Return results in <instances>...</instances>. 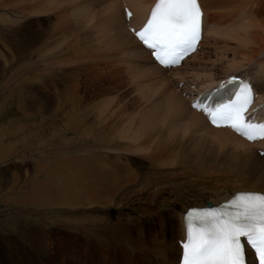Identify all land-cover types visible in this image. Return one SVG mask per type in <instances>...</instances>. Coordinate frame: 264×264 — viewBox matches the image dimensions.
<instances>
[{
  "label": "bare ground",
  "instance_id": "6f19581e",
  "mask_svg": "<svg viewBox=\"0 0 264 264\" xmlns=\"http://www.w3.org/2000/svg\"><path fill=\"white\" fill-rule=\"evenodd\" d=\"M76 1L24 0V37L17 42L23 73L19 110L36 113L39 123L57 132L55 141L75 147L57 149L50 168L39 164L18 192L16 204L40 210L84 202L106 209L118 204V195L126 199L146 193L151 203L159 197L158 211L182 237L188 207L217 205L237 191L264 194V158L231 131L210 127L201 113L190 109L191 98L183 97L242 71L264 105V0H199L206 35L202 50L170 70L158 67L125 27L124 6L132 9L130 21L139 28L155 0H86L84 5L101 8L74 11V26L64 27L72 35L69 39L60 29L46 32L31 21ZM90 25L97 32L71 42ZM189 74L191 82L178 90L176 85ZM123 80L141 94L137 107L142 110L134 111L129 104L127 110L121 105L109 109L123 98ZM108 91L117 94L115 102L102 98ZM87 92L96 93L97 101L87 103ZM259 146L264 148V142ZM124 150L144 152L155 173L138 172L128 158L121 162L117 154ZM164 169L177 178L165 179L158 172ZM87 224L92 227L87 238L97 242L112 232L102 219L91 218ZM170 248L175 264L180 250L172 244Z\"/></svg>",
  "mask_w": 264,
  "mask_h": 264
},
{
  "label": "rangeland",
  "instance_id": "374dc122",
  "mask_svg": "<svg viewBox=\"0 0 264 264\" xmlns=\"http://www.w3.org/2000/svg\"><path fill=\"white\" fill-rule=\"evenodd\" d=\"M85 1L73 2L61 7L62 10L41 14L31 21L40 24L46 32L53 28L60 29L59 32L69 39L72 35L67 30L75 24L74 11L101 8L94 2V6L84 5ZM24 6V0H0V147L4 148L0 150V264H171L170 245H174L173 240L179 234L168 216L158 211L161 206L159 197L151 203L146 193L127 195L126 199L118 195V204H111L106 209L103 205L89 206L84 202L75 207L66 205L40 210H27L16 204L18 192L39 164L50 168L56 159L57 149L71 151L75 147L55 141V131L39 123L41 120L36 113L19 110L23 73L19 69L22 68V54L18 50L21 45L17 42L24 37ZM8 18L13 21L8 22ZM91 27L73 36L71 42L79 35L90 34L89 31L97 32L95 27L90 30ZM77 65L83 66L80 62ZM89 72L92 73L91 70ZM126 82L123 80L119 93V96L123 94V98H119L121 102L112 103L109 109L121 105L127 110L130 105V109L134 108L135 111L143 107H137V102L139 106L141 104V94L136 92L134 85ZM167 83L165 79L163 84ZM102 88H106V85ZM98 89L101 88L98 86ZM94 94H85L87 103L97 101ZM102 98H113L115 102L117 94L108 91ZM139 153L124 150L117 156H121L124 163L128 162V158L140 173H155L149 167L152 162L144 158L145 153ZM158 172H163L165 179L177 178L173 176L175 172L169 169ZM91 218L111 224L112 232H106V238H102L104 241L87 238L86 232L92 228L88 227L87 222Z\"/></svg>",
  "mask_w": 264,
  "mask_h": 264
},
{
  "label": "snow or ice",
  "instance_id": "6c2138e0",
  "mask_svg": "<svg viewBox=\"0 0 264 264\" xmlns=\"http://www.w3.org/2000/svg\"><path fill=\"white\" fill-rule=\"evenodd\" d=\"M201 22L199 0H155L142 28L133 32L167 67L195 51ZM234 82L233 78L228 83ZM234 95L227 102L201 101L193 107L216 127H229L250 142L264 139V123L245 115L252 103L251 88L241 83ZM185 233L181 264H247L245 242L254 252L255 264H264V194L239 193L218 208L191 210Z\"/></svg>",
  "mask_w": 264,
  "mask_h": 264
}]
</instances>
